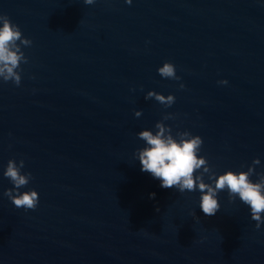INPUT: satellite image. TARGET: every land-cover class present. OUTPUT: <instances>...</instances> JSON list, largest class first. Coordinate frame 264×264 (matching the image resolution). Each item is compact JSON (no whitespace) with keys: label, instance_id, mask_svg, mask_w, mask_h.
<instances>
[{"label":"water","instance_id":"obj_1","mask_svg":"<svg viewBox=\"0 0 264 264\" xmlns=\"http://www.w3.org/2000/svg\"><path fill=\"white\" fill-rule=\"evenodd\" d=\"M0 15L32 41L21 84L0 78V264H264L250 206L225 189L206 216L198 189L162 188L137 155L138 133L163 121L202 137L217 177L258 158L259 180L264 0H0ZM165 62L180 80L159 74ZM13 159L35 210L4 195Z\"/></svg>","mask_w":264,"mask_h":264},{"label":"clouds","instance_id":"obj_2","mask_svg":"<svg viewBox=\"0 0 264 264\" xmlns=\"http://www.w3.org/2000/svg\"><path fill=\"white\" fill-rule=\"evenodd\" d=\"M95 0H84L85 4L91 5ZM131 4L132 0H127ZM0 78L3 81H12L19 86L22 81L20 65L28 63V58L21 50V45L30 46L32 41L23 37L19 25L13 24L6 15H0ZM19 41V43H18ZM20 69V71H18ZM159 74L166 79L180 80L176 74V66L171 62H165L158 69ZM227 84L228 81H220ZM185 85L181 84L183 89ZM155 98L165 107H171L176 100L174 95L165 96L155 91L147 93L145 99ZM137 117L142 115L141 111L135 113ZM171 118L170 114L164 116V120ZM158 129L155 133L152 130H143L138 137L145 142V147L137 151L138 159L142 165V171L150 173L154 178L161 181V187L176 188L180 193L185 191L194 192L197 189L201 193L200 208L206 216H214L220 210L221 205L218 193L227 189L231 200L239 199L250 206L251 217L257 221L256 227L264 224V173L260 174L257 182H253L251 176L255 173V165L260 164L257 158L248 171L239 173L227 171L218 177L212 171L205 157L198 155L203 144L202 137L193 136L191 132H177L174 136L171 127L163 121L155 125ZM25 166L24 160L17 164L16 160H9L4 176L15 186L8 189L4 195L8 196L17 208L35 210L39 203V193L35 190L21 193L19 190L28 185L33 178L32 174H22ZM203 169L199 175L197 171ZM209 173L212 183H206L204 175ZM152 198L155 193L151 194ZM159 211V208H157Z\"/></svg>","mask_w":264,"mask_h":264}]
</instances>
